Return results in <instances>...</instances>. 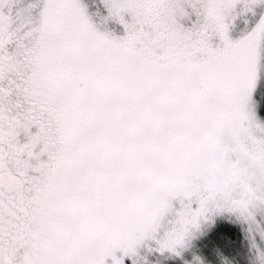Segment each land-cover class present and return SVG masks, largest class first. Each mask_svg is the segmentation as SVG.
Listing matches in <instances>:
<instances>
[{
  "label": "snow or ice",
  "instance_id": "snow-or-ice-1",
  "mask_svg": "<svg viewBox=\"0 0 264 264\" xmlns=\"http://www.w3.org/2000/svg\"><path fill=\"white\" fill-rule=\"evenodd\" d=\"M0 264H264V0H0Z\"/></svg>",
  "mask_w": 264,
  "mask_h": 264
},
{
  "label": "trees",
  "instance_id": "trees-1",
  "mask_svg": "<svg viewBox=\"0 0 264 264\" xmlns=\"http://www.w3.org/2000/svg\"><path fill=\"white\" fill-rule=\"evenodd\" d=\"M222 227H224V228L230 230L229 232H230V234L233 235V236H236V235H237V236H240V235H241V232L239 231V228H238L237 225H235V224H232V225H230V226H228L227 224H226V225L223 224ZM231 227H232V229H231ZM231 230H232V231H231Z\"/></svg>",
  "mask_w": 264,
  "mask_h": 264
},
{
  "label": "rangeland",
  "instance_id": "rangeland-1",
  "mask_svg": "<svg viewBox=\"0 0 264 264\" xmlns=\"http://www.w3.org/2000/svg\"><path fill=\"white\" fill-rule=\"evenodd\" d=\"M225 225L227 224L228 226H230V225H232V224H235V225H237V227L239 228V231L241 232V235L240 236H233V237H236L237 238V243H239V239L243 236V230H242V227H241V225L240 224H238V223H224ZM231 229H232V227H231ZM230 231V230H229ZM232 231V230H231ZM231 235V234H230Z\"/></svg>",
  "mask_w": 264,
  "mask_h": 264
}]
</instances>
